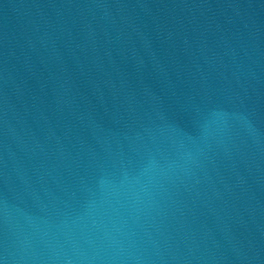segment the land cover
<instances>
[{
  "label": "water",
  "instance_id": "1",
  "mask_svg": "<svg viewBox=\"0 0 264 264\" xmlns=\"http://www.w3.org/2000/svg\"><path fill=\"white\" fill-rule=\"evenodd\" d=\"M0 264H264V215L78 0H0Z\"/></svg>",
  "mask_w": 264,
  "mask_h": 264
}]
</instances>
